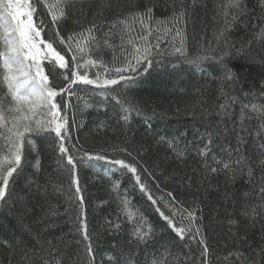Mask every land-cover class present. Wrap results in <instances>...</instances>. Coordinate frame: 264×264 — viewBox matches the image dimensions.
I'll list each match as a JSON object with an SVG mask.
<instances>
[{"label":"trees","instance_id":"trees-1","mask_svg":"<svg viewBox=\"0 0 264 264\" xmlns=\"http://www.w3.org/2000/svg\"><path fill=\"white\" fill-rule=\"evenodd\" d=\"M165 3L171 0H161L155 17L171 16V8L163 7ZM183 3L190 14L186 26L182 25L186 51L192 57L206 54L216 58L201 62L203 71L170 54L157 57L160 63L146 74L143 68L139 76L124 73L134 77L131 86L125 87L126 82H122L105 94L92 85H80L75 86L73 96L56 99L67 104L71 132L67 147L74 157L83 158L85 152L126 161L135 157L144 182L166 214L176 211V220L181 219L179 204L165 207L170 200L167 193L172 192L184 208L195 210L192 234L199 226L201 235L195 240L179 241L140 192L131 174L106 161L93 159L79 166L85 200L79 206L75 185H71L70 166L53 143L54 132L50 136L26 133L21 149L23 167L19 175L14 173L15 179L10 177L6 197L0 201V264H117V259L119 264H204L203 246L198 243L201 237L209 249L207 264H264V194L260 191L264 188V150H258L264 144V3L243 0L240 7L246 10L244 16L231 6L233 0ZM40 8L46 14L42 5ZM106 15L107 19L97 21L102 29L96 39L103 43L110 27L116 25L112 28L115 35L109 39L112 47H91L84 59L120 66L133 50L127 41L131 39L139 46L137 37L143 30L138 23L129 21L133 30L128 31L123 24H117L116 17ZM234 15L239 16L235 21ZM91 19L90 14L87 20ZM8 21L12 22L10 17ZM84 26H88L87 21ZM168 40L162 47L171 53V38ZM150 42L155 43L154 37ZM179 42L177 38L175 44ZM225 67L236 79H224ZM86 70L95 78L97 68ZM99 73L102 78L116 76L114 72L106 74L104 68H99ZM6 92L0 62V97H5ZM6 99L10 103L0 108L5 117L0 120V171L8 167L6 161L14 150L8 147L10 139L14 140L9 129L13 127V117L20 115L7 110L16 105L11 95ZM222 104L227 108L222 109ZM127 108L133 110L125 121L122 115ZM42 118L34 116L22 121L19 130L24 124L34 126V121ZM238 132L245 145L240 152H236ZM160 136L175 138L177 149L184 153L181 159L166 143H157ZM209 140L210 152L201 156L199 149ZM241 155L245 159L236 165ZM217 161L221 163L217 165ZM223 163L231 164L234 170L224 169ZM217 166L221 171L211 172ZM81 207L93 238L94 258L87 260L81 259L86 257L78 230ZM141 217L147 223L141 225ZM136 227L142 231L152 229L146 243L131 235Z\"/></svg>","mask_w":264,"mask_h":264},{"label":"snow or ice","instance_id":"snow-or-ice-1","mask_svg":"<svg viewBox=\"0 0 264 264\" xmlns=\"http://www.w3.org/2000/svg\"><path fill=\"white\" fill-rule=\"evenodd\" d=\"M243 0H233L232 7L239 9V16H244L246 10L240 5ZM264 3V0H262ZM43 6L44 11L40 6ZM161 6V0H140V3H133V0H56L55 3H49L48 0H0V28L3 29V34L0 35V42L3 44V50H0V62L3 67V82L7 86L5 97H0V108L10 103L6 97L11 95L12 101H15V107L7 109L9 111L20 113L19 116L13 117V127L9 132L14 137L10 138L8 147L14 149L11 151L10 158L6 161L8 167L0 171L2 185H0V201L6 197V189L10 184V177L15 179L14 173L19 175L22 166V141L26 139L25 134L40 133L51 135L55 134L53 143L57 145L58 152L61 154V159L66 158L71 185H75V198L79 206L85 203L83 189L80 187L78 168L87 161L97 160L106 161L110 165L119 166L121 169L131 174L135 181V185L139 187L141 193L147 196V199L155 206V211L159 217L166 222L167 228L175 233V237L179 241L195 240L201 235L199 226L195 227V234H192V228L196 224V214L194 209L184 208L182 202L176 200L172 192H168L170 198L165 202V207L180 205L179 221L176 220L177 212L171 211V214L166 212L160 206V200L154 197L152 190L144 182L141 174V166L135 157L131 161L124 159H109L104 155L92 156L87 152L84 157L77 159L71 153L67 144L70 140V127L66 119L67 104H60L57 97L68 95L69 97L75 94V86L92 85L96 88L103 89L105 94L114 91L113 86H118L122 82L125 87L135 83V79L131 75L124 73H136L139 76L141 68L146 74L154 64H159L165 55H175L186 64L194 65L198 70L203 61H212L216 59L209 55L190 56L185 49V41L183 33L190 14L187 6L180 0H171V3H165L163 7L167 10L171 8V16L164 18L155 17V10ZM92 15L90 21L87 20L89 15ZM106 14H111L117 18V24H123L128 31L133 30L129 21L138 23L142 28V34L137 37L141 42L137 46L133 40L129 39L128 44L133 47L132 52L124 57V63L120 66H109L103 60L84 59L87 51L91 47H99L103 50L104 47H112L109 43L111 36L115 35L112 25L109 33L106 34L103 43L96 39V33L100 32L102 26L97 23L98 20L107 19ZM227 15V13H225ZM239 16L234 15L233 21ZM11 18V23L8 18ZM50 17V19H49ZM84 21H87L88 26H84ZM71 22V24L69 23ZM226 26H230L226 21ZM80 30L77 31L76 29ZM223 35V32L220 34ZM261 35H264V29L261 30ZM155 39V43L150 42V38ZM171 38L172 52H167L162 45L169 43L168 38ZM179 38V45L175 41ZM121 50L123 51L124 39L121 36ZM83 61V62H82ZM89 67L97 68L95 78H91L86 69ZM99 68H104L106 74L115 73V78L111 76L101 77ZM85 69L84 71H81ZM224 79H236L232 70L224 68ZM118 95V94H117ZM123 106L121 101H117ZM235 103V100H233ZM25 107L27 111L25 112ZM222 109L227 108V105H220ZM245 107H248L245 105ZM255 110V105L252 106ZM132 108L124 109L122 119L127 121V113L132 111ZM139 112V108L135 109ZM34 116H41L42 119L34 121V126L24 124L23 130L19 127L22 121H30ZM48 117H51L49 119ZM3 111H0V120H4ZM238 135V143L236 152H240L244 148L243 137ZM159 144H167L177 159H181L184 153L177 149L175 138L169 139L165 136H160L157 141ZM210 143L205 144L202 149H199L201 156H207L210 152ZM264 150V144L260 145V149ZM129 156L131 153L127 149H123ZM245 159L243 155L239 156L234 162L240 165ZM221 162L217 161V165ZM261 165L264 166V160H261ZM90 166V165H89ZM223 168L229 171L234 170L229 163H223ZM147 171V169H143ZM221 171L219 166L212 167L211 172L216 173ZM252 170L249 169V177L252 176ZM117 185H113L115 188ZM159 187V185H157ZM62 188V186H61ZM264 194V188L261 190ZM84 212L81 207L80 211V226L79 231L82 233L86 257H81L83 260L94 258V249L92 247V236L87 228L86 220L83 218ZM131 219V216H129ZM187 222V223H185ZM139 223L145 224L146 221L141 217ZM152 229L142 231L140 227L134 228L131 235L140 242L147 241ZM203 246L201 255L204 257V264H207L208 245L206 240L201 237L198 241ZM117 264H119L117 259Z\"/></svg>","mask_w":264,"mask_h":264},{"label":"rangeland","instance_id":"rangeland-1","mask_svg":"<svg viewBox=\"0 0 264 264\" xmlns=\"http://www.w3.org/2000/svg\"><path fill=\"white\" fill-rule=\"evenodd\" d=\"M12 23V22H11Z\"/></svg>","mask_w":264,"mask_h":264}]
</instances>
